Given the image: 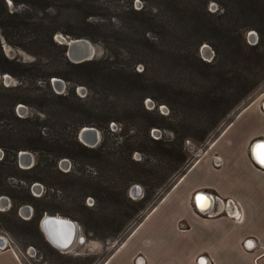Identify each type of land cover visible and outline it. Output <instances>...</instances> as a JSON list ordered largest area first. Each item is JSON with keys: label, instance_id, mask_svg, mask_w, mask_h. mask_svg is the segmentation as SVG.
I'll return each mask as SVG.
<instances>
[{"label": "rangeland", "instance_id": "rangeland-1", "mask_svg": "<svg viewBox=\"0 0 264 264\" xmlns=\"http://www.w3.org/2000/svg\"><path fill=\"white\" fill-rule=\"evenodd\" d=\"M222 1L210 0L208 10L217 12L216 16L211 17L205 13L203 0H178L179 10L181 9V11L172 4L166 5L160 0H93L96 8L97 5L101 7L99 9L95 8L94 11H96L97 15L88 18V21L93 23L100 22L106 26L114 24V28L120 27L125 32L127 31L126 27H132L133 30L140 29L141 31L137 23L140 25L142 16L126 15V11L131 7L132 9L140 10L145 6L148 16L151 12H157L164 16L169 24L163 34L159 32V30L165 29H162L160 19H156L150 25L144 26L147 29H152L146 32V37L152 42H157L145 50L140 48L144 42L143 36L140 34L133 36L129 32L124 33V38L119 41V47H114L101 40H98V42L92 41L96 46L94 59L112 56L113 58H109L117 63V67L113 77L107 75L105 77L98 76L90 84L91 89L63 79L65 87L61 90L53 84L54 78L61 77L54 76L51 78L50 82L55 93L67 94L69 89L73 87L76 94L85 99V102H83L85 107L79 105L77 100L73 98L74 106H67L65 109H88V115L95 123L92 126L98 128L101 132V140L94 148H100L102 144H107L104 150L108 151L109 159L100 160L78 154L73 150L74 155H77L75 160L68 156H60L56 159L53 158V160V156L50 154H37L30 151L32 162L26 165L20 163L17 156V166L8 168V173L11 175L7 180L8 185L10 187L15 186L18 189L29 186L31 189L35 182L39 183L40 186L37 190L31 189L30 198H32L29 199L30 201L20 205V207L31 206L33 208L32 217H29L26 213H21L19 207L15 214L0 218V237H5L8 242L6 244L12 245L17 249L25 264H63L67 262L70 256L73 257V260L74 258H80L79 262L82 264L85 262L86 264H101L118 243L157 204L159 199L172 188L180 177L181 172L185 171L193 163L202 150L206 148L208 142L222 131L235 113L254 100L264 99L263 80L242 98L231 110L230 114L222 120L220 126L212 131L209 136L210 140L207 143L200 146V143L186 139L185 151L189 161L175 174L171 171L177 165L176 161L169 163L158 154L152 155L153 150L148 140L149 130L150 136L156 139L162 136L171 139L173 135L167 129L149 127V125L154 122L164 124L171 118L164 119L163 117H171L170 115L172 114L178 117L187 116L190 112V105L194 104L192 101H194L195 97L203 101L207 90H214V87H219V83L216 82V72L232 67L231 65H223L222 58L221 64H217V67L214 68L200 63L201 61L199 62V57L206 62L216 59L218 52L214 44L208 41H214L215 43L217 41L218 45H222L223 48L221 54L228 58L231 57L232 51L228 48V42L223 35L224 33H230L232 36L237 37L242 30L238 24L241 16L233 12V9H237L241 3L231 0ZM4 2L10 11H22L26 8L23 4L15 6L12 0H4ZM53 3H55V7L51 9V19L48 20V23L62 29L53 36L55 42L61 44L62 36H70L62 31L65 29H78L81 25L79 24L80 18L76 17L75 14H69L72 11L69 5H73L71 0H53ZM222 3L227 5V12L225 11L226 15L223 17L219 16L224 13ZM253 3L254 11L251 12L264 15L263 0H254ZM155 5L158 6L157 9L154 7ZM57 12L61 14L54 19L58 15ZM4 17L2 20L0 16V23L6 21L5 14ZM257 18L253 19L256 20ZM247 21L249 23L252 19L249 18ZM258 24L264 28V23ZM250 32L255 33L253 34L255 39L249 38ZM244 33L249 44H256L260 37L259 32L253 28L246 29ZM232 36L228 38L231 39ZM70 37L76 38L72 35ZM32 38H34V34L29 30H23L21 33L12 27H0V48H2L9 59L31 63L36 60L34 53L38 51L40 54L38 67L44 71H55V69H62L65 66L61 49L50 45L48 42L44 44V49L48 50L49 53L45 52V50L42 51L39 46L37 47L34 44H28L27 50L17 46L20 43H28ZM203 38L208 39V41L199 42ZM220 41L222 42L220 43ZM116 51H119L118 55ZM143 52L149 53L148 59L143 60L145 61L143 63H137ZM146 65H149L145 75L146 79L143 80L133 74L134 71H143ZM252 68L258 71L263 70L264 58L256 62ZM0 74H2L0 84L6 87H15L21 84V92L30 95V98L46 95L47 100L42 102L46 103L47 107H61L59 100L51 96L45 80L29 81V78L24 79L23 77L24 83L22 84L20 79L10 73L0 72ZM6 75H9L10 78L6 79L4 77ZM223 87V85H220L219 89ZM80 88H84V90H80ZM154 96L161 99V101L162 99L169 101L167 102L169 106L166 102H159ZM20 105H24L25 108H20ZM37 107L18 103L16 105V114L20 117L37 114L44 118ZM221 109H218L216 115H219ZM193 113L196 117L205 115L207 118L210 117V112L207 110L206 112L195 110ZM54 117H57L55 118L57 126L52 129L45 127L43 132L49 134L50 137L72 140V129L69 127L67 119L68 114L64 115V118L58 114H54ZM0 123L1 125L2 123L4 125L7 124V127L16 133L21 127V124L14 119H7ZM198 133L199 129L193 130L194 135ZM78 140L80 141L79 137ZM82 145L84 144L82 143ZM131 147L135 149L130 156L133 160L144 161L145 157L151 155L155 157L152 163L163 165L166 168L164 171L173 173L164 184L156 189L148 188L138 182H132L126 187L127 195L136 203L147 194V191L151 193L154 189L146 200L144 209L137 214H135L137 205H129L125 194H111L105 190L106 186H112L121 191L122 181L117 179L116 171L129 163L127 158ZM109 149L115 150L117 156L110 154ZM146 150L148 151L147 156L142 152ZM5 152L6 149L0 146V160L4 157ZM66 159H71L72 167L70 170L71 162ZM34 164H38L33 171V175L37 173L35 176L37 178L26 183L28 175L23 172L25 170L21 166L29 168ZM69 171L78 175L80 182L75 176H68L66 172ZM89 178L100 184L92 187L87 181ZM134 184H140L143 188V193L138 198H133L130 194L131 187ZM101 192V198L99 199L92 195V193L99 195ZM2 197L10 200V205L0 207V211L7 213L12 208L14 200L9 195H1L0 199ZM37 213L39 217H37ZM47 214H64V217L66 216L73 220L77 219L76 221L81 226V221L84 223L90 221L93 224L90 227L82 226L83 235L87 239L86 243L78 245L71 252L57 248L60 252L57 251L58 253L56 252L57 254H55V251L51 250L52 247L47 245L49 241L40 227V219ZM36 217L38 218V227L36 222L34 225L28 223V220ZM88 217H92V219L86 220ZM120 225L122 228L119 232H116L115 229ZM32 247H34V251L31 250ZM43 255H45V258H43Z\"/></svg>", "mask_w": 264, "mask_h": 264}, {"label": "trees", "instance_id": "trees-1", "mask_svg": "<svg viewBox=\"0 0 264 264\" xmlns=\"http://www.w3.org/2000/svg\"><path fill=\"white\" fill-rule=\"evenodd\" d=\"M160 1L166 5L172 4L179 10L180 6H178V0ZM231 1L241 3L237 9H232L233 12H236L241 16V18H239L238 20V24L242 29L238 33L239 35L237 37H235L234 35L232 36L230 33H224L223 35L228 42V48L232 51L231 57L228 58L227 56L221 54V52H223V48L222 45H218L219 43H217V41L215 43L214 41H208V39L206 38H203L199 41L212 42V44H214V47L216 48V51L218 52L216 59L210 62L203 61L199 57V62L201 61L200 63L214 68L217 67V64H221L222 58L223 65L232 66L230 69L219 70L218 72H216V82L219 83V87H214V90H207L205 99L203 101L195 97L194 101H192L194 104L190 105V112L187 114V116L183 115L182 117H178L174 114L170 115L171 117L162 116L164 119L171 118V120H167V122L164 124H158L154 122L149 125V127H158L160 129L164 128L171 131L173 135L171 139L167 138L166 136H162L161 138L156 139L150 136L149 130L148 140L151 143V148L153 150L152 155L158 154L162 158L166 159L169 163L171 161L177 162V165H175L173 167V171H171L174 172V174L180 168H183L184 165H186L189 161V158L185 151L186 139L194 140L200 143V146L204 143H207L210 140L209 136L212 131L220 126L222 120L228 114H230L231 110L239 103V101L264 80V68L261 71L254 70L252 68V66L256 62L264 58V28L258 24L264 23V15H262L261 13L251 12L254 11V0ZM12 2L15 6L23 4L26 8L22 11H10L6 6L4 0H0V14L2 13L0 16L2 17V20L3 18H5L4 14L6 15V21L1 22L0 27H12L13 29L18 30V32L21 33L23 30H29L30 32H33L34 38L29 40L28 43L17 44V46H20L23 49L27 50L28 44H34L37 47L39 46V48L43 51L45 50L44 44H46V42H48L52 46L59 47L63 54L62 56L65 66H63L62 69H55V71L46 72L38 67V65L40 64V54L38 53V51L34 53V55L36 56L35 61L31 63H23L18 60L9 59L4 54L2 48H0L1 73L12 74L13 76L20 79L22 84L24 83L23 80L26 78H29V81L45 80L47 88L51 92V96H53L55 99H58V102L61 104V107L56 106L57 108L47 107V104L42 102L47 100L46 95H44L43 97L30 98V95L21 92V84L20 86L15 87H6L0 84V122L7 119H14L21 124L19 131L16 133L11 131L7 127V124L4 125L2 123L1 125L0 123V146L6 149L4 157L0 160V196L9 195L14 200L12 208L9 209L7 213H3L2 211H0V218L5 217L9 214H15L20 205L27 201H30L29 199L32 198H30L31 189L29 186L26 188L23 187L18 189L15 186L10 187L7 182L8 178H10L11 176L8 173V168L10 166H17V156H19V151L29 150L32 152H36L37 154L46 153L53 156L52 159H56L60 156H68L69 158L75 160L77 155H74V153L72 152L73 150H75L78 154L84 156L97 158L100 160H106V158L109 159L107 155L108 151L104 150V148L107 146L106 143V145L102 144L100 148H90V146H87L84 143L83 144L85 146L82 145V143L78 140V133L82 127L95 125L93 120H91V117L88 115V109H65V107L67 106H74V102L72 100L73 98L77 100V103H79V105L85 107L83 104V102H85V99L78 96L73 87L69 89V92L67 94L55 93L53 91L50 80L52 77L58 76L70 83L84 85L91 89L92 87L90 84L94 82L95 79L98 78V76L105 77V75H107L109 77H113L115 75L114 71L117 67V63L110 59L113 58L112 56L92 59L82 63H74L69 60L66 54V45L57 44L53 38L54 34L62 29H59L58 27L52 26L48 23V20L51 19V9L55 7V3H53V0H12ZM71 2L73 3V5H69V8L74 13L70 11L69 14H75L76 17L80 18L79 24L81 25L76 30L65 29L62 32L66 35L75 36L76 38L85 37L93 42H98V40H101L102 42H105L109 45L111 44L114 47H119V41L124 38V33L129 32V34H132L133 36H137L138 34L143 36L144 42L140 48H142L143 50L149 49V46H153L154 43L156 44L157 42H152L148 37H146V32L152 29H147L144 26L150 25L156 19H160L161 27L162 29H165L159 30V32L163 34L169 24L165 17L161 14H158L157 12H151L148 16L147 10H145V6L140 10L132 9L131 7L126 11V15L130 14L142 16L140 25L137 23V25L141 28V31L140 29L133 30L132 27H126L127 31L125 32L120 27L114 28V24L106 26L100 22L93 23L88 21V18L97 15L96 11H94L96 5L94 4L93 0H71ZM209 2L210 0H203L205 13L211 17L216 16L217 12H210L208 10ZM220 2L223 1L220 0ZM130 4L132 6V2ZM222 5L224 6L222 7L224 13L219 15L221 17L225 16L227 12V5H224L223 3ZM154 7H156V9L158 8L157 5H155ZM99 8L101 7L97 5L96 9ZM179 11H181V9ZM57 14L58 15H56L54 19L60 16L61 13L57 12ZM255 17L258 18L254 20L253 18ZM249 18H251L252 21L248 23L247 19ZM249 28L256 29L259 32L260 37L256 44H249L247 38L244 36V32ZM230 36H232L231 39L228 38ZM221 42L222 41H220V43ZM45 52L49 53L48 50H45ZM118 53L119 51H116L117 55ZM148 56V52H143L137 63L145 62L143 60L148 59ZM148 66L149 65H146L141 72L134 71L133 74L143 80L146 79L145 75L147 74V70L149 69ZM220 85H223L224 87L219 89ZM154 98H156V100H159V102H166V104H168L169 106V103H167L169 101H165L163 99L161 101V99L156 96H154ZM18 103H24L30 106H38V111L41 115L44 116V118H41L37 114L20 117L16 114V105ZM59 103L57 104L59 105ZM220 108L222 109L221 111H219V115H216V113H218V109ZM195 110H202L203 112H206L207 110L210 112V117L207 118L206 115L202 117H196L193 113ZM157 113H159V111H157ZM54 114L63 116V118L64 115L68 114L67 119L69 121V127L72 129V140L50 137L49 134H45L43 132V128L45 127L52 129L57 126L55 123V118L57 117H54ZM194 129H199V133L194 135ZM219 134H217L216 136H218ZM109 150L110 154L117 156V152L115 150ZM134 150L135 149L131 147L129 151V155L127 158L129 165L127 164L124 167L118 168V170L116 171L117 179L122 181L121 191H118L116 187L115 191V188L112 186H106L105 190L111 194H125V198L127 199L129 205H137V212L135 213L137 214L140 210L144 209L145 202L149 198V195L152 194L154 189H151V193H148L147 191V194H145L141 198V200L136 203L127 195L126 187L132 182H138L147 186L148 188L156 189L158 188V186L164 184L166 180L173 175V173L164 171L166 168H164L163 165L152 163L155 157L151 155L147 156V150L142 151L144 152L145 156H147L143 159L144 161L133 160L132 158H130V156ZM37 165L38 164H36L32 169L23 171L28 175L26 183L28 181L31 182L33 181V179L37 178L35 177L37 173L33 175V171L35 170ZM189 167L190 165L188 166V168ZM188 168H186V170ZM186 170L181 172L180 177L186 172ZM66 174L68 176H75L77 179H79L80 182V178L77 177L78 175H75L74 172L69 171L66 172ZM87 181L92 187H96L98 184H100L90 178ZM102 192L99 195L94 193H92V195L99 199L101 198ZM37 217H39L38 213ZM37 217L28 220V223L34 225L36 222V225L38 227ZM89 219H92V217H88L86 220ZM81 222L82 226L84 227L85 225L87 227L93 225L90 221L85 223L83 221ZM121 228L122 226L120 225L117 229H115V231L119 232ZM47 245H50L52 247L51 250L53 252L55 251V254L58 253L57 251L59 250L50 242ZM48 248L50 249L49 246ZM43 258H45V255H43ZM79 259L74 258L73 260V257L70 256L67 262L63 264H82L79 262ZM83 264H86V262Z\"/></svg>", "mask_w": 264, "mask_h": 264}, {"label": "crops", "instance_id": "crops-1", "mask_svg": "<svg viewBox=\"0 0 264 264\" xmlns=\"http://www.w3.org/2000/svg\"><path fill=\"white\" fill-rule=\"evenodd\" d=\"M262 99L235 113L101 264H264V166L253 156L254 142L264 139ZM199 191L235 200L241 220L225 210L201 212ZM0 264L25 263L7 245L0 248Z\"/></svg>", "mask_w": 264, "mask_h": 264}, {"label": "water", "instance_id": "water-1", "mask_svg": "<svg viewBox=\"0 0 264 264\" xmlns=\"http://www.w3.org/2000/svg\"><path fill=\"white\" fill-rule=\"evenodd\" d=\"M255 33L250 32L249 38L255 39ZM252 37V38H251ZM61 44L66 45V54L70 61L74 63H82L85 61H89L95 58L96 56V46L94 43L85 37L81 38H71L70 36H62ZM2 74H0V78ZM6 79H9L10 76H4ZM53 84L57 86L59 89H63L65 87V81L61 78H54ZM80 90H84V88H80ZM20 108H25L24 105H20ZM156 132H159L155 130ZM78 137L81 142L90 147H95L101 140V132L98 128L94 126H84L78 133ZM264 146V139H260L254 142L253 144V156L257 163L264 166L262 164L264 159L262 158V154L260 150ZM260 149V150H259ZM18 159L20 163L29 165L32 162V154L30 151L21 150L19 152ZM40 186L39 183H35L33 185V189L37 190ZM143 193V188L140 184H134L131 187L130 194L133 198H138ZM205 195H208L212 200V203L205 209L204 211L211 210L214 207V198L213 195L199 191L195 197L196 205L200 208V201L204 199ZM6 205H10V200L5 197L0 199V207H5ZM204 208V207H203ZM201 209V208H200ZM21 213H26L29 217L33 215V208L31 206H22L20 208ZM40 227L47 238V240L59 250L71 252L77 248L78 245L86 243V237L83 235L82 226L78 221L73 220L68 217H63L62 215H45L40 219ZM6 241H2L0 243V248L6 247ZM32 247L31 250H33ZM34 251V250H33Z\"/></svg>", "mask_w": 264, "mask_h": 264}, {"label": "built area", "instance_id": "built-area-1", "mask_svg": "<svg viewBox=\"0 0 264 264\" xmlns=\"http://www.w3.org/2000/svg\"><path fill=\"white\" fill-rule=\"evenodd\" d=\"M215 202L218 204H222L223 209L221 208L222 210L217 211L212 208L214 211L211 209L210 212H207L205 214H207L208 216H214L225 210L227 214L231 215L236 220H241L242 218L241 206L235 200L233 199L223 200V199L216 197V200L214 199V204H216ZM200 211L202 212L203 210L200 209Z\"/></svg>", "mask_w": 264, "mask_h": 264}, {"label": "bare ground", "instance_id": "bare-ground-1", "mask_svg": "<svg viewBox=\"0 0 264 264\" xmlns=\"http://www.w3.org/2000/svg\"><path fill=\"white\" fill-rule=\"evenodd\" d=\"M264 102V99L262 100V103ZM260 150V149H259ZM260 152H261V154H262V158L264 159V146H263V148L260 150ZM262 164H264V162L262 163ZM200 207H201V210H204L205 209V207L207 208L209 205H210V203H212V200L209 198V196L208 195H205V197H204V199H202L200 202ZM204 207V208H203ZM215 207V206H214ZM207 212H209V210L208 211H206V212H204V213H207ZM27 215V214H26ZM7 239H5V237H0V243L2 242V241H6ZM6 243H7V241H6ZM253 245V244H252ZM252 245H250V246H252ZM254 247V246H253ZM207 261V260H206ZM206 261L205 260H202L201 262L203 263V264H206Z\"/></svg>", "mask_w": 264, "mask_h": 264}, {"label": "flooded vegetation", "instance_id": "flooded-vegetation-1", "mask_svg": "<svg viewBox=\"0 0 264 264\" xmlns=\"http://www.w3.org/2000/svg\"><path fill=\"white\" fill-rule=\"evenodd\" d=\"M82 143H83V142H82ZM66 160H69V161L71 162V159H66ZM34 166H35V164H34L33 166L29 167V168L22 167V166H21V168L24 169V170H29V169H32ZM71 167H72V162H71V166H70L69 170L71 169ZM34 184H35V182H34ZM34 184H33V185H34ZM33 185H32V187H31V189H33ZM36 196H37V195H36ZM11 206H12V205H11ZM21 207H22V206H21ZM21 207H20V208H21ZM48 215H49V214H48ZM55 215H56V214H55ZM62 216H63V215H62ZM63 217H64V216H63ZM58 249H59V248H58Z\"/></svg>", "mask_w": 264, "mask_h": 264}]
</instances>
